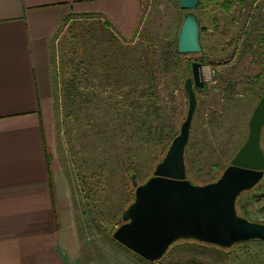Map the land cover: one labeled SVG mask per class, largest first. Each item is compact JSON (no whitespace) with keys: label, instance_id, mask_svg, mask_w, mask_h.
Instances as JSON below:
<instances>
[{"label":"rangeland","instance_id":"1","mask_svg":"<svg viewBox=\"0 0 264 264\" xmlns=\"http://www.w3.org/2000/svg\"><path fill=\"white\" fill-rule=\"evenodd\" d=\"M83 10L70 8L56 34L49 115L48 101L42 106L49 131L51 124L50 154L71 188L81 232L79 264H264V240L228 249L179 241L151 262L113 237L117 216L135 196L132 177L152 175L155 159L180 132L193 60L207 71L196 91L187 178H217L247 138L264 94V0H205L195 9L202 48L179 54L186 13L179 0H141L137 31L129 37L108 27L102 15ZM260 73L259 82L250 84ZM237 204L242 215L264 223V178Z\"/></svg>","mask_w":264,"mask_h":264},{"label":"crops","instance_id":"2","mask_svg":"<svg viewBox=\"0 0 264 264\" xmlns=\"http://www.w3.org/2000/svg\"><path fill=\"white\" fill-rule=\"evenodd\" d=\"M73 6L102 15L118 34L137 31L141 0H0V264L82 259L71 188L50 154L42 109L48 101L49 115L56 34Z\"/></svg>","mask_w":264,"mask_h":264},{"label":"water","instance_id":"3","mask_svg":"<svg viewBox=\"0 0 264 264\" xmlns=\"http://www.w3.org/2000/svg\"><path fill=\"white\" fill-rule=\"evenodd\" d=\"M199 0H179L187 12L178 32V51L201 50L200 20L195 9ZM192 76L184 87L188 109L180 132L173 138L152 176L139 183L132 177L134 200L122 212V223L113 237L144 259H162L180 240L228 249L237 243L264 240V223L239 214L238 197L264 178V94L249 119V131L220 177L207 183L187 178L185 158L191 124L198 105L197 89L204 85L203 64L191 62Z\"/></svg>","mask_w":264,"mask_h":264},{"label":"trees","instance_id":"4","mask_svg":"<svg viewBox=\"0 0 264 264\" xmlns=\"http://www.w3.org/2000/svg\"><path fill=\"white\" fill-rule=\"evenodd\" d=\"M204 1L205 0H199V3H198V6H202V3H204ZM226 2H224V4H225ZM227 4V3H226ZM187 12V11H186ZM203 29V28H202ZM176 51V53L177 54H179V51H178V45H177V47H176V49H175ZM148 66H149V73H150V75H152L151 76V79L152 80H155L156 79V76L154 75V72H153V60H152V58L151 57H149L148 58ZM261 75H262V73H260V74H258L256 77H254V79L252 78V79H249V83L250 84H254V83H256V82H259V78L261 77ZM246 140V139H245ZM245 142V141H244ZM243 142V143H244ZM242 143V144H243ZM171 144V143H170ZM241 144V145H242ZM240 145V146H241ZM169 146L170 145H168V148H169ZM239 146V147H240ZM168 148L164 151V153H163V155L162 156H160V157H158L157 159H155V164H157L158 162H160L163 158H164V156H165V154H166V152H167V150H168ZM262 148H263V150H264V146H263V144H262ZM239 149V148H238ZM237 149V150H238ZM237 150H236V152H237ZM235 152V153H236ZM232 159V158H231ZM153 171H154V169H153ZM153 171H152V173L151 174H153ZM189 171H188V166H187V176L189 177V173H188ZM222 174V172L220 173V175ZM220 175L217 177V178H215V179H212V180H209V181H206V182H196V181H194V180H192V182H194V183H200V184H203V183H207V182H210V181H214V180H216V179H218L219 177H220ZM150 176H152V175H148V177H146V179H148ZM146 179H144L143 181H141V180H138V178H137V180H138V182L139 183H141V182H144ZM50 182H52V180L50 181ZM52 185V184H51ZM131 185H132V187H133V189L135 190V187H134V185H133V182H132V179H131ZM53 186V185H52ZM238 199H239V197H238ZM132 200H134V197H133V199H131V201L123 208V210L132 202ZM238 201V200H237ZM237 209H238V212H239V214L240 215H242L243 213L239 210V208H238V204H237ZM242 216H245V217H247L246 215H242ZM117 219H118V222H119V224H121L120 223V220H121V214L119 213V215L117 216ZM181 241V240H180ZM182 241H185V240H182ZM187 241V240H186ZM193 241V240H192ZM140 256V255H139ZM143 258V257H142Z\"/></svg>","mask_w":264,"mask_h":264},{"label":"bare ground","instance_id":"5","mask_svg":"<svg viewBox=\"0 0 264 264\" xmlns=\"http://www.w3.org/2000/svg\"><path fill=\"white\" fill-rule=\"evenodd\" d=\"M206 71H207V70H206ZM206 71L203 70V67H202V71H201L202 76L204 75V77H206Z\"/></svg>","mask_w":264,"mask_h":264}]
</instances>
